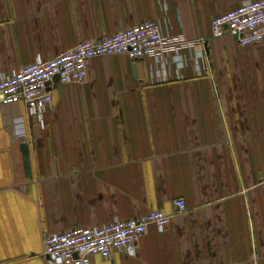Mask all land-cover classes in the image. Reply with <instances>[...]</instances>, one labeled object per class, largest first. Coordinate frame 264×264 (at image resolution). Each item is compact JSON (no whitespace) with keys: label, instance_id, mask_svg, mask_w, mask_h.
Returning <instances> with one entry per match:
<instances>
[{"label":"crops","instance_id":"obj_1","mask_svg":"<svg viewBox=\"0 0 264 264\" xmlns=\"http://www.w3.org/2000/svg\"><path fill=\"white\" fill-rule=\"evenodd\" d=\"M245 1L0 0V77L146 20L206 38L165 81L152 58L105 55L82 83L54 78L41 118L0 104V264H50L47 234L150 210L170 221L90 264H264V39L210 37L212 17Z\"/></svg>","mask_w":264,"mask_h":264},{"label":"built area","instance_id":"obj_2","mask_svg":"<svg viewBox=\"0 0 264 264\" xmlns=\"http://www.w3.org/2000/svg\"><path fill=\"white\" fill-rule=\"evenodd\" d=\"M229 34L244 46L264 39V0H247L236 8L212 17L210 37ZM205 37L188 38L184 33H164L158 20H146L99 39L80 40L58 55L38 57L9 75L0 77V104L22 102L29 115H41L52 100V81L82 83L87 75L88 60L105 55H126L137 59L152 58L157 66L150 76L157 82L167 80L170 64L177 67L184 62L183 52L202 54ZM22 129V128H21ZM18 137L24 138L21 130ZM176 213L186 211L182 198L173 200ZM170 214L162 210L100 226H77L62 232L47 234L43 239V253L50 264H90L92 256L109 258L115 250L133 254L140 238L150 225L163 229Z\"/></svg>","mask_w":264,"mask_h":264},{"label":"water","instance_id":"obj_3","mask_svg":"<svg viewBox=\"0 0 264 264\" xmlns=\"http://www.w3.org/2000/svg\"><path fill=\"white\" fill-rule=\"evenodd\" d=\"M20 147L22 151V159H23V167H24L25 175L30 176L31 170H30V158H29V152H28V145L26 142H22Z\"/></svg>","mask_w":264,"mask_h":264}]
</instances>
